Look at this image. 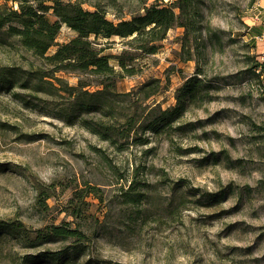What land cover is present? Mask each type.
Wrapping results in <instances>:
<instances>
[{
    "label": "rangeland",
    "instance_id": "rangeland-1",
    "mask_svg": "<svg viewBox=\"0 0 264 264\" xmlns=\"http://www.w3.org/2000/svg\"><path fill=\"white\" fill-rule=\"evenodd\" d=\"M79 1L88 10L99 5L114 22L141 12L145 3ZM187 11L201 28L191 32L199 36L191 50L196 43L205 51L200 75L212 98L185 101L166 121L160 110L175 106L178 88L196 74L195 56H180L183 27L168 29L156 53L135 59V73L114 87L135 92L113 100L106 115L77 111L62 89L82 80L83 90H96V75L51 71L0 30V67L26 71L9 91L0 90V220L30 231L66 223L84 233L78 241L31 243L3 232L0 264H264V138L258 127L264 126V95L261 77L249 69L264 54V0H191ZM74 35L62 25L56 40ZM97 41L108 54L128 47L116 36ZM41 71L60 81L38 80ZM150 79L159 80V91L143 98L138 88ZM152 106L155 131L138 126ZM135 112L143 117L124 137L119 132ZM99 118L112 124V141L84 125ZM39 189L45 190L41 197L49 194L44 202ZM74 191L85 201L79 218L68 213ZM124 191L140 193V201L126 202ZM41 251H57L59 260L26 261Z\"/></svg>",
    "mask_w": 264,
    "mask_h": 264
},
{
    "label": "trees",
    "instance_id": "trees-1",
    "mask_svg": "<svg viewBox=\"0 0 264 264\" xmlns=\"http://www.w3.org/2000/svg\"><path fill=\"white\" fill-rule=\"evenodd\" d=\"M46 1L2 0L0 2V30L3 31L4 35L14 37L21 47L43 58L44 62L51 66V71L91 72L97 76L96 83L100 85V88L93 91L83 90L85 84L82 80H78L75 86H63L62 89L72 96L73 107L77 111L99 112L103 115L111 113L113 100L127 97L135 92H116L114 87L117 80L124 75L135 73V59L143 54L156 53L160 47V42L166 37L168 29L175 26L184 28L180 36L181 58L185 60L195 56L197 68L196 74L187 77L182 86L178 88L175 96L176 105L171 109L160 110V121H166V115L169 113L179 114L185 101H192L197 97L202 98L204 96L207 100L212 98L200 75L203 68L200 66L199 60L201 57L203 58L205 51L203 48L199 49L196 43L193 46L194 50H191V40L196 42L199 38L195 32L192 34L191 32L201 33L200 26H193V21L189 18L190 16H187V7L191 0H173L170 2L152 0L148 5L145 4L147 0H143L145 3L141 12L132 14L129 19L118 17L117 22L107 18L106 11L97 4H94L92 10H88L82 7L79 0H51V4H47ZM8 2H12V4L8 5ZM175 8L178 9V12H175ZM192 14L194 15V12ZM62 25H66L75 31V35L67 41L57 42L56 38ZM115 36L124 39V43L128 47L123 48L117 54H108L104 53L105 44L96 46L97 43H102L98 42V39H110ZM214 36L218 38L215 32ZM257 36L260 37L261 33L258 32L252 37L256 38ZM252 37L250 38L252 39ZM51 47H55V49L48 53ZM19 69L7 66L0 67V90L9 91L13 87L17 79L21 77V72L25 71L21 69L20 72ZM249 69L261 77L259 87L264 95V55L263 58L257 59L253 65L249 66ZM44 76L55 77L60 81L58 77L47 74L45 71H41L37 79L49 82V80L44 79ZM24 81L22 85L27 86L28 78H24ZM160 85L158 79H150L140 85L138 92L142 93L143 98H148L159 91ZM154 109L153 106L150 107L144 117L143 114L135 112V116L126 118L125 122L128 126L125 131L119 133L128 137L129 130L138 119L141 120V117L144 118V122H140L138 126L155 131L157 120L149 117ZM83 122L89 131L97 134L101 139L112 141L114 129L108 121L99 118L95 123L88 120H83ZM258 127L263 130L262 137L264 138V126ZM44 191L39 189L38 198ZM48 196L49 194H46L39 199L44 202ZM123 196L125 201L130 203H137L141 199V194L138 192L131 194L129 191H124ZM82 197L79 191H74L73 196L69 199L68 213L73 217H81V203L85 204ZM75 199L79 203H75ZM64 224H49L30 231L21 222L8 223L0 220V235L3 232L16 233L21 239L31 243L68 238L78 241L84 235L79 228ZM40 258H51L58 261L59 254L57 251H41L38 254L29 255L26 261L33 262Z\"/></svg>",
    "mask_w": 264,
    "mask_h": 264
},
{
    "label": "built area",
    "instance_id": "built-area-1",
    "mask_svg": "<svg viewBox=\"0 0 264 264\" xmlns=\"http://www.w3.org/2000/svg\"><path fill=\"white\" fill-rule=\"evenodd\" d=\"M263 39H264V36H263ZM263 55H264V54H262L261 58H263Z\"/></svg>",
    "mask_w": 264,
    "mask_h": 264
}]
</instances>
